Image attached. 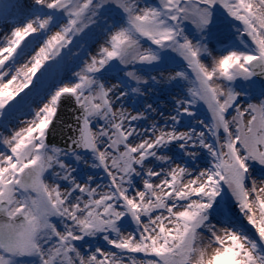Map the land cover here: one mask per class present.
<instances>
[{"label":"snow or ice","instance_id":"snow-or-ice-1","mask_svg":"<svg viewBox=\"0 0 264 264\" xmlns=\"http://www.w3.org/2000/svg\"><path fill=\"white\" fill-rule=\"evenodd\" d=\"M0 264H264V0H0Z\"/></svg>","mask_w":264,"mask_h":264}]
</instances>
